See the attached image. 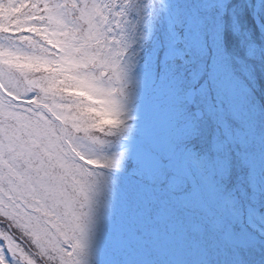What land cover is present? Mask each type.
<instances>
[{
  "label": "snow or ice",
  "instance_id": "obj_1",
  "mask_svg": "<svg viewBox=\"0 0 264 264\" xmlns=\"http://www.w3.org/2000/svg\"><path fill=\"white\" fill-rule=\"evenodd\" d=\"M246 13L0 0V264H264V47L223 46Z\"/></svg>",
  "mask_w": 264,
  "mask_h": 264
},
{
  "label": "trees",
  "instance_id": "obj_2",
  "mask_svg": "<svg viewBox=\"0 0 264 264\" xmlns=\"http://www.w3.org/2000/svg\"><path fill=\"white\" fill-rule=\"evenodd\" d=\"M231 2L233 4L246 5L249 0H231ZM260 21L264 23V18L258 17L254 13H246L241 20L240 33L226 29L223 35V46L226 52L233 56L244 57L248 44L255 43L264 47V33L258 26ZM244 33H247V37L243 35ZM237 75H240L239 68L237 69ZM254 91V102L258 106H264V82H261ZM234 124H237V122H234Z\"/></svg>",
  "mask_w": 264,
  "mask_h": 264
}]
</instances>
